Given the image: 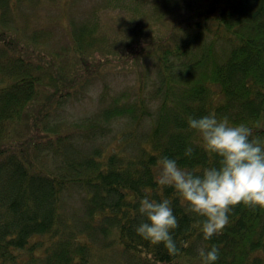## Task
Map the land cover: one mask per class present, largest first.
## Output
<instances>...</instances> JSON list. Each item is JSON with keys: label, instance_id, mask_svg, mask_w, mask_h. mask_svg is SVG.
I'll return each mask as SVG.
<instances>
[{"label": "trees", "instance_id": "obj_1", "mask_svg": "<svg viewBox=\"0 0 264 264\" xmlns=\"http://www.w3.org/2000/svg\"><path fill=\"white\" fill-rule=\"evenodd\" d=\"M79 3L0 0V264H200L212 246L216 264H264V209L237 205L205 240L163 189L188 244L176 255L132 215L142 188L158 190V158L208 165L189 117L215 113L264 142V0ZM111 63L130 66L127 88L104 77L96 106L71 111Z\"/></svg>", "mask_w": 264, "mask_h": 264}, {"label": "clouds", "instance_id": "obj_2", "mask_svg": "<svg viewBox=\"0 0 264 264\" xmlns=\"http://www.w3.org/2000/svg\"><path fill=\"white\" fill-rule=\"evenodd\" d=\"M187 123L198 134L208 165L188 168L178 158H158V174L153 176L158 190L142 188L143 195L134 201L138 207L132 212L133 217L138 213L145 218L135 227L136 234L152 246L163 244L169 255L178 254L188 244H178L174 237L179 220L163 189L173 190L186 214L202 218L194 227L205 240L224 231L237 205L264 209V142L252 138L248 125L219 119L215 113L189 117ZM183 156L192 158L193 147L187 146ZM198 256L200 264H216L220 251L212 246L199 249ZM143 258L155 264L151 253Z\"/></svg>", "mask_w": 264, "mask_h": 264}, {"label": "rangeland", "instance_id": "obj_3", "mask_svg": "<svg viewBox=\"0 0 264 264\" xmlns=\"http://www.w3.org/2000/svg\"><path fill=\"white\" fill-rule=\"evenodd\" d=\"M98 0H80L79 3V9H83V11H87L90 8H92L93 5H95V3H97ZM81 3L83 4V6L81 7ZM113 11H119L118 8H113ZM42 15L47 13V10H43L42 11ZM102 16V21H104L105 25L109 26V27H113L116 23V21L112 18V16L108 13H101ZM116 17V16H114ZM48 19V17H46ZM100 60V59H98ZM105 66L104 68H101L100 71L102 72V76L101 74L99 75L98 73V78L97 81L98 85L93 86L91 89V95L87 94L86 96H84L81 104L79 102L75 103L73 106H70V110L75 112L78 111L80 113L86 112L87 110H91L93 109L96 104H97V98L99 96L100 93V86L102 87L101 84H104L103 81H101L104 77L107 79V81L109 80V82L117 88H127L126 86L129 85L132 82V74L130 73V66H126V67H117V65L111 63V64H105L103 65ZM97 70H99V68H96ZM101 83V84H100Z\"/></svg>", "mask_w": 264, "mask_h": 264}]
</instances>
